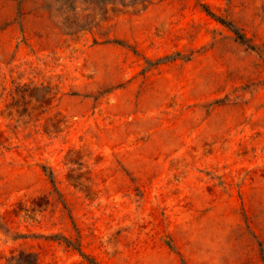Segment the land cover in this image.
Instances as JSON below:
<instances>
[{
    "label": "rangeland",
    "instance_id": "374dc122",
    "mask_svg": "<svg viewBox=\"0 0 264 264\" xmlns=\"http://www.w3.org/2000/svg\"><path fill=\"white\" fill-rule=\"evenodd\" d=\"M72 7L0 0V264H264V0Z\"/></svg>",
    "mask_w": 264,
    "mask_h": 264
},
{
    "label": "trees",
    "instance_id": "16d2710c",
    "mask_svg": "<svg viewBox=\"0 0 264 264\" xmlns=\"http://www.w3.org/2000/svg\"><path fill=\"white\" fill-rule=\"evenodd\" d=\"M81 1H84V0H81ZM55 3L61 4L62 9L64 10V11H61L59 9V11H61L62 15L66 16L64 18V21L62 22V27H63L66 35L72 37V36H76L77 34L87 30L86 29L87 25L81 24L79 18H77L75 16L70 17V15H71L70 12L73 13V11H74L72 6H73V4L77 3V0H55ZM69 10H70V12H68ZM67 13H69L68 16H67ZM103 14L104 13H102V15ZM235 32L238 33L237 30H235Z\"/></svg>",
    "mask_w": 264,
    "mask_h": 264
}]
</instances>
